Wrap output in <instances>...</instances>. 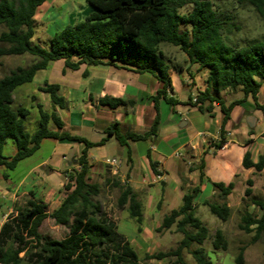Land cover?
Masks as SVG:
<instances>
[{
  "label": "trees",
  "instance_id": "16d2710c",
  "mask_svg": "<svg viewBox=\"0 0 264 264\" xmlns=\"http://www.w3.org/2000/svg\"><path fill=\"white\" fill-rule=\"evenodd\" d=\"M46 0H0V60L8 56L30 55L34 61L28 67H18L0 79V167L13 171L19 162L32 156L41 147L43 140L72 141L83 143L85 150L67 173L64 191L66 196L56 210L50 212L48 205L30 193L19 204L0 229V264H139L140 259L133 246L118 232L117 223L110 219L99 200L102 188L90 183L87 151L96 145L83 137L72 135L65 124L53 112H48L37 103L38 127L31 133L27 128L31 110L15 107V93L18 88L31 84L39 71L47 70L50 64L64 61L63 74L76 72L82 66L97 67L111 65L138 73H151L164 83L165 87L154 97L155 106L160 97L166 96L171 86L169 71L172 68L165 60L162 44L178 47L188 58L189 64H197L208 72L207 88L192 102L202 114L213 116L215 106L223 114L220 141L216 149L226 144L224 126L230 120L235 106L251 97L257 107L259 93L264 83V39L244 45L227 44L224 38L226 23L217 11L215 0H86L91 13L76 25L66 26L49 41L48 48L33 42L37 30L35 16L37 9ZM246 6L264 18V0H232ZM191 5L184 14L180 10ZM87 76V73L84 72ZM226 90H240L243 99L228 106L221 93ZM40 92L47 94L54 106L67 109L65 97L60 95V85L46 82ZM36 101V97H32ZM174 105L175 99H167ZM99 104L112 109L126 104L122 99L104 97ZM55 129L52 130L50 125ZM158 120L149 132L121 135L115 132L121 145L129 140H148L157 131ZM119 125L116 123L114 127ZM109 134L114 133L109 131ZM9 140L14 142L16 153L4 156ZM153 165V164H152ZM204 161L201 159V179ZM245 169L256 172L264 170V157L253 162L247 152L243 159ZM8 178L7 174H4ZM119 191L117 207L127 209L135 220L138 232L142 231L144 208L135 191L128 185L114 181ZM215 196L203 205L222 222L232 214L227 198L234 190V184L213 183ZM247 197L253 194V181H247ZM199 188L186 191L183 205L165 216L159 230H170L176 226L183 239L176 249L147 255L146 260L176 259L172 264H188L184 252L190 250L195 264H213L204 249V243L211 237L208 227L197 217L195 200ZM250 206L260 211L259 215L245 213L239 228L245 233H254V242L264 240V199L252 197ZM51 219L58 226L69 229L62 240L51 239L41 232L45 221ZM214 250L227 251L228 242L222 230L213 237ZM241 251L237 264H243ZM151 264V263H150Z\"/></svg>",
  "mask_w": 264,
  "mask_h": 264
},
{
  "label": "crops",
  "instance_id": "0c3cea01",
  "mask_svg": "<svg viewBox=\"0 0 264 264\" xmlns=\"http://www.w3.org/2000/svg\"><path fill=\"white\" fill-rule=\"evenodd\" d=\"M43 5L37 9V23L53 10L49 7L45 9L47 5ZM91 11L90 7L88 15ZM59 62L62 64L60 74L63 81L56 84L60 85V95L65 97L67 109L56 108L55 112L67 131L96 145L87 151L89 182L113 194H119L113 186L114 181L128 185L143 205L142 231L136 229L135 240L131 241L121 233L139 258L158 251L148 224L147 210L154 223L152 225L159 230L161 222L156 210L168 207L173 211L180 208L185 192L199 188L195 200L197 209L211 198L205 195H217L213 183L234 184V190L227 198L228 206L232 210L241 204L234 201V194L238 192L244 199L243 192L248 188L245 189V183L256 172L243 167L244 156L249 152L255 163L264 157V116L251 97L232 110L230 120L224 126L226 144L222 149H216L223 125L220 107L215 106L213 116H210L202 114L192 104V97L207 88L208 72L199 65L186 63L172 66L168 63L172 67L169 71L171 86L166 88V96L159 98L156 107L154 97L165 87L156 75L111 65L82 66L76 72L63 74L64 61L53 63ZM228 91L221 93L226 106L243 99L241 91L238 90L233 97L227 94ZM104 97L122 99L126 104L112 109L99 104ZM167 99H175L176 103L171 105ZM263 101L264 83L258 101L262 107ZM157 120V131L148 140H129L128 145L124 146L116 138L115 132L121 135L149 132ZM116 123L119 125L117 128L114 127ZM50 128L54 130L55 126L51 124ZM109 131L114 134L110 135ZM47 141H51L49 155L28 168L21 177L13 180L6 172L8 178L4 174L1 176L4 183H0V229L19 206V201L28 198L31 192L46 201L48 209L52 211L63 202L65 176L79 169L75 162L81 157L85 145L46 139L41 147ZM38 151L19 163L26 162ZM201 159L205 166L202 179L199 168ZM107 161H115V164L111 166ZM151 264L156 263L152 260Z\"/></svg>",
  "mask_w": 264,
  "mask_h": 264
},
{
  "label": "rangeland",
  "instance_id": "374dc122",
  "mask_svg": "<svg viewBox=\"0 0 264 264\" xmlns=\"http://www.w3.org/2000/svg\"><path fill=\"white\" fill-rule=\"evenodd\" d=\"M215 4L220 19L226 23L224 38L227 44L244 45L255 40L260 41L264 39V18L259 16L255 11L246 6L235 4L232 0H215ZM44 5H47L45 9L49 7L53 8V10L42 19L41 22L37 23V32L33 39L35 44L44 48H48L50 38L63 30L66 26L76 25L84 21L90 10V6L86 3V0H46ZM191 9L192 6L188 5L181 9L180 13L184 14ZM2 30L3 28H0V32ZM161 50L165 58L164 60L172 66L189 63L187 56L178 47H174L170 44H162ZM34 60V57L28 54L24 56L4 57L0 60V79L18 67H28ZM61 66V62L52 63L49 69L39 71L36 74L33 83L18 88L15 93L14 106H24L31 110L30 118L27 121V128L31 133L35 132L38 127L39 115L36 107L37 103L42 104L44 109L48 112L55 111L49 96L40 92L39 89L44 87L46 82L61 83L63 81L60 74ZM237 93L238 90H229L227 92V94L232 97ZM33 96L36 97V101H33ZM50 143L51 141L45 142L32 158L26 162L19 163L14 171L7 172L5 168L0 167V183H4L1 176L5 174V172L8 173L13 180H16L21 177L28 168L39 162L42 158L47 157L50 153ZM15 151L16 147L14 142L9 140L4 148V156L11 157L15 154ZM32 177L34 178L35 176ZM249 179L253 180L254 183L252 196L247 197L245 195V190L243 192L244 199H241L242 195L240 196L238 192L234 194V201L241 204H239L237 208H232L231 217L227 222H222L212 215L208 207L204 205L196 209L197 217L204 222L211 234V237L204 243L203 247L213 264H237L236 258L241 251L244 252L243 264H264V240L260 239L254 242V233L248 234L239 228L241 219L245 213L249 212L253 215H259V211L255 207L250 206V199L252 197L264 199V172H254V174L250 175ZM246 188L247 183H245V189ZM118 195V193L113 194L103 190L99 200L103 203V208L110 213L111 217L115 219L116 223L119 225V227L117 225L118 232L124 234L129 240L133 241L137 233V224L135 220L130 218L127 209L119 210L117 207L116 201ZM65 196L66 192L64 191L63 197ZM205 196L211 197V200L213 199L210 193ZM203 197L201 196V198ZM23 201L24 198L19 201V204H23ZM49 210L52 211V209ZM147 212L148 224L155 237L154 244L158 248L157 253L176 249L183 239L182 234L177 232L176 226H173L170 231L158 230L155 225H152L154 223L149 217L148 210ZM170 212L168 207H165L163 210H156L161 225L164 217L169 215ZM217 230H222L225 235L228 242L227 251H216L212 247L213 237ZM41 232L51 239L62 240L69 234V229L58 226L53 220L48 219L42 226ZM196 247V245H193L190 250ZM190 250L184 252V260L188 264H195ZM139 259V264H150L152 262V260H146V256H141ZM153 261L156 264H172L176 259Z\"/></svg>",
  "mask_w": 264,
  "mask_h": 264
},
{
  "label": "built area",
  "instance_id": "2783aa9c",
  "mask_svg": "<svg viewBox=\"0 0 264 264\" xmlns=\"http://www.w3.org/2000/svg\"><path fill=\"white\" fill-rule=\"evenodd\" d=\"M197 97H198V94L194 95L192 97V102L195 103L197 101ZM107 163L111 166H113L115 164V161H107Z\"/></svg>",
  "mask_w": 264,
  "mask_h": 264
},
{
  "label": "water",
  "instance_id": "95a60500",
  "mask_svg": "<svg viewBox=\"0 0 264 264\" xmlns=\"http://www.w3.org/2000/svg\"><path fill=\"white\" fill-rule=\"evenodd\" d=\"M250 125L253 126V123H251Z\"/></svg>",
  "mask_w": 264,
  "mask_h": 264
}]
</instances>
